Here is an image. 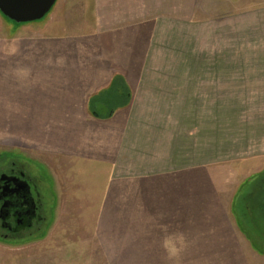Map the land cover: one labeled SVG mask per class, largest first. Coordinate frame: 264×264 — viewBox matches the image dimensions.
I'll list each match as a JSON object with an SVG mask.
<instances>
[{"label": "crops", "instance_id": "0c3cea01", "mask_svg": "<svg viewBox=\"0 0 264 264\" xmlns=\"http://www.w3.org/2000/svg\"><path fill=\"white\" fill-rule=\"evenodd\" d=\"M222 1L56 0L42 25L8 27L6 36L0 27V61L7 67L0 72L9 81V90L0 92V131L42 130L41 139L27 141L28 133L23 139L15 132L0 134V141L50 157L62 177L108 171L105 190L96 187L107 182L89 179L80 183V193L140 183V210H152L150 219L142 212V226L166 223L157 218L160 209L175 211L168 225L184 233L187 246L169 258L161 247L165 234L154 229L158 233L142 237L152 264L160 258L166 264H264L237 219L223 214L222 194L234 195L243 174L229 175L226 185L221 174L209 175L210 166L225 158L208 154L203 114L225 97L226 83L239 89L240 81L264 80V59L242 64L218 56L225 50ZM232 1L237 17L241 3L255 4L249 26L263 19L264 0ZM17 66L23 75H14ZM238 66L253 72L235 73ZM18 79L26 83L24 91L18 92ZM33 82L39 91L26 89ZM252 158L244 179L264 172V165L257 169L262 157ZM209 193V204L222 216L202 217L201 196Z\"/></svg>", "mask_w": 264, "mask_h": 264}, {"label": "rangeland", "instance_id": "374dc122", "mask_svg": "<svg viewBox=\"0 0 264 264\" xmlns=\"http://www.w3.org/2000/svg\"><path fill=\"white\" fill-rule=\"evenodd\" d=\"M232 2V0L219 2L224 13L222 20L226 35L225 50L223 53L219 51L218 56L226 60L239 59L242 64L248 61L254 64L262 62L264 17L261 21L255 18L254 24H251L253 26H249L248 13L255 8V4L241 3L242 15L237 17L238 14L236 15L232 9ZM46 20L47 15L39 21L32 22V25H42ZM237 25L239 35L236 31ZM17 26L0 17V27L4 32L2 36L7 35L8 27L11 29ZM6 68L0 61V69ZM16 68L14 75L24 74L20 67ZM260 68L264 67L260 66ZM238 69L240 71L235 73L253 72L252 68L250 70L245 66H238ZM18 82V92L24 91L26 83L20 79ZM39 85L40 83L36 82L28 83L26 89L39 91ZM225 88V97L217 99L218 105L210 107V112L203 114V117L206 116L208 119V154L210 157L225 158V161L218 163L217 167L210 166L209 175L221 174L219 181H225L226 185L229 175H234L239 170L243 175L247 174L246 171H251L250 163L247 164L249 158L252 160V157H262L263 162L257 166V169L264 165V80L240 81L239 89H232L226 83ZM7 90H9L8 74H5V71L0 72V92L4 94ZM54 96H49L50 103ZM48 107L51 108L52 105L49 104ZM21 108L18 104V114ZM1 115L4 118V115ZM33 126H35L34 122ZM15 132L16 138L23 139L28 133L27 141H30L41 139L42 130L36 128L26 131L21 128L16 131H0V134L10 137L11 133ZM2 140L4 141H0V170L9 167L8 160H18L26 163L33 173L45 181L42 196L45 202L46 224L42 234L20 241L0 239V264H152L151 256H146L147 249L142 247L145 244L142 237L158 233L154 231L158 226H154L153 223L141 225L142 212L145 218L150 219L148 212L152 210L146 209L142 212L140 210L142 202L140 183L137 186L113 185L111 189H107L108 193L99 195L80 193L82 185L80 183L89 179L107 182L106 185L93 184V187L97 186L96 189L100 192L105 190L111 185L108 171L97 176H79L78 179L62 177L58 175L56 164L50 157H40L39 152L28 150L19 142ZM27 159L34 161L29 162ZM243 175L236 179L238 183H234L236 192L234 195L222 194L221 202L225 207L223 214L230 221L233 217L237 219L242 232L250 239L251 245L264 254V172L252 175L249 179H244ZM210 185H214V181H210ZM238 185L239 187H236ZM201 197L202 210H206L202 217L222 216L217 208H213V204H209L214 201L210 193ZM209 209L214 210L213 213L210 214ZM174 216H176L175 211L170 209H160L157 214V218L166 220L164 224L167 225L170 220L168 218ZM147 221L143 220V222ZM154 223L156 224V221ZM171 227L175 229V226ZM177 231V228L174 231L170 229V232ZM163 261L166 264L167 259H158L159 264H163Z\"/></svg>", "mask_w": 264, "mask_h": 264}, {"label": "flooded vegetation", "instance_id": "af4514ba", "mask_svg": "<svg viewBox=\"0 0 264 264\" xmlns=\"http://www.w3.org/2000/svg\"><path fill=\"white\" fill-rule=\"evenodd\" d=\"M0 170V239L20 241L42 234L46 224L45 181L18 160Z\"/></svg>", "mask_w": 264, "mask_h": 264}, {"label": "water", "instance_id": "95a60500", "mask_svg": "<svg viewBox=\"0 0 264 264\" xmlns=\"http://www.w3.org/2000/svg\"><path fill=\"white\" fill-rule=\"evenodd\" d=\"M56 0H0V15L21 25L41 20Z\"/></svg>", "mask_w": 264, "mask_h": 264}, {"label": "clouds", "instance_id": "9594fccd", "mask_svg": "<svg viewBox=\"0 0 264 264\" xmlns=\"http://www.w3.org/2000/svg\"><path fill=\"white\" fill-rule=\"evenodd\" d=\"M158 227L160 231L165 234L161 242V247L169 258L178 257L188 243L184 233L179 231L170 232L167 224H159Z\"/></svg>", "mask_w": 264, "mask_h": 264}]
</instances>
